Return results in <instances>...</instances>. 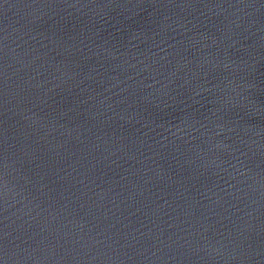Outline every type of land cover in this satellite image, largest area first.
<instances>
[{"label": "water", "instance_id": "95a60500", "mask_svg": "<svg viewBox=\"0 0 264 264\" xmlns=\"http://www.w3.org/2000/svg\"><path fill=\"white\" fill-rule=\"evenodd\" d=\"M0 264H264V0H0Z\"/></svg>", "mask_w": 264, "mask_h": 264}]
</instances>
